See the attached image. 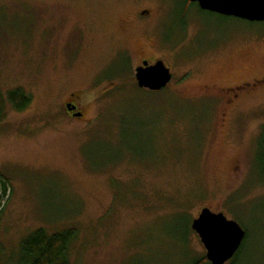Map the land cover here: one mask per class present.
<instances>
[{
    "label": "rangeland",
    "instance_id": "rangeland-1",
    "mask_svg": "<svg viewBox=\"0 0 264 264\" xmlns=\"http://www.w3.org/2000/svg\"><path fill=\"white\" fill-rule=\"evenodd\" d=\"M140 56L171 69L166 88L138 86ZM260 76L264 21L187 0H0V264H24L40 228L76 231L70 264H193L205 207L247 233L232 264H264Z\"/></svg>",
    "mask_w": 264,
    "mask_h": 264
},
{
    "label": "water",
    "instance_id": "water-1",
    "mask_svg": "<svg viewBox=\"0 0 264 264\" xmlns=\"http://www.w3.org/2000/svg\"><path fill=\"white\" fill-rule=\"evenodd\" d=\"M198 3L202 10L224 16H234L249 21H264V0H190ZM140 88L158 91L166 88L173 78L171 69L163 60L153 65L147 62L136 68L135 74ZM75 105L67 104L69 112ZM81 112L74 113L81 117ZM192 228L200 237L206 249V257L211 264H228L240 249L245 237V229L223 212H215L208 207L201 210L192 222Z\"/></svg>",
    "mask_w": 264,
    "mask_h": 264
},
{
    "label": "trees",
    "instance_id": "trees-1",
    "mask_svg": "<svg viewBox=\"0 0 264 264\" xmlns=\"http://www.w3.org/2000/svg\"><path fill=\"white\" fill-rule=\"evenodd\" d=\"M187 3L191 2L187 0ZM206 11V10H205ZM8 101L18 110H23L31 103V98L21 89H16L8 94ZM5 115V98L0 92V120ZM259 147L264 150V133L258 139ZM264 178V170L262 172ZM192 227V226H191ZM191 230L190 224L185 227V233ZM76 231L68 229L55 234H48L45 229L40 228L24 238L21 243V263L24 264H70L69 245L74 239ZM185 235V234H184ZM246 237L235 254L236 259L245 250ZM187 240V235H185ZM193 264H211L207 257L199 258Z\"/></svg>",
    "mask_w": 264,
    "mask_h": 264
},
{
    "label": "flooded vegetation",
    "instance_id": "flooded-vegetation-1",
    "mask_svg": "<svg viewBox=\"0 0 264 264\" xmlns=\"http://www.w3.org/2000/svg\"><path fill=\"white\" fill-rule=\"evenodd\" d=\"M189 1H190V0H189ZM190 2H191V1H190ZM191 3H196V2H191ZM196 4H198V3H196ZM144 51H145V50L140 49V50L138 51V53H137V54H138V57H139V55L143 54ZM141 57H142V59H139V60H138V66H143V65L145 64V62H147L148 65H153V64H155L158 60H160V59L153 60V58H151V57H146V56H140V58H141ZM254 80L256 81L255 83H259V82L264 81V77H263V76L256 77ZM249 82H250V81H244V83H242V84L236 86V89H237V90L243 89L245 86L249 85ZM255 83H254V84H255ZM234 95L237 96V93L234 94ZM74 99H75V98H69V99H67V101H66V105H67V104H72V105H75V106H76V109H74V110L71 111V112H69V111L67 112L68 115H70V116H73L74 113L82 112V111L79 109V106L77 105V103H76V101H75ZM82 113H83V112H82ZM83 116H84V113H83ZM83 116H82V118H83Z\"/></svg>",
    "mask_w": 264,
    "mask_h": 264
}]
</instances>
